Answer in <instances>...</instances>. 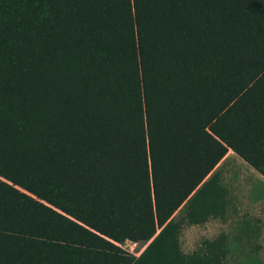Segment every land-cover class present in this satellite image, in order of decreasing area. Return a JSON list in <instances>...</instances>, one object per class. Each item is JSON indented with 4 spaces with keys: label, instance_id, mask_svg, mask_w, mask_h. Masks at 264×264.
<instances>
[{
    "label": "trees",
    "instance_id": "1",
    "mask_svg": "<svg viewBox=\"0 0 264 264\" xmlns=\"http://www.w3.org/2000/svg\"><path fill=\"white\" fill-rule=\"evenodd\" d=\"M228 151L264 179V0H0V264H226L180 236Z\"/></svg>",
    "mask_w": 264,
    "mask_h": 264
},
{
    "label": "rangeland",
    "instance_id": "2",
    "mask_svg": "<svg viewBox=\"0 0 264 264\" xmlns=\"http://www.w3.org/2000/svg\"><path fill=\"white\" fill-rule=\"evenodd\" d=\"M214 173L223 175L222 183L229 191L227 218L186 226L180 236L183 252L191 253L202 240L224 233L229 247L226 264H264V179L232 152ZM122 247L135 256L139 254L130 242Z\"/></svg>",
    "mask_w": 264,
    "mask_h": 264
},
{
    "label": "crops",
    "instance_id": "3",
    "mask_svg": "<svg viewBox=\"0 0 264 264\" xmlns=\"http://www.w3.org/2000/svg\"><path fill=\"white\" fill-rule=\"evenodd\" d=\"M229 152H232V151H228V153H229ZM228 153H227V154H228ZM232 153H233V152H232ZM225 156H226V155H225Z\"/></svg>",
    "mask_w": 264,
    "mask_h": 264
},
{
    "label": "built area",
    "instance_id": "4",
    "mask_svg": "<svg viewBox=\"0 0 264 264\" xmlns=\"http://www.w3.org/2000/svg\"><path fill=\"white\" fill-rule=\"evenodd\" d=\"M135 245V244H134Z\"/></svg>",
    "mask_w": 264,
    "mask_h": 264
}]
</instances>
